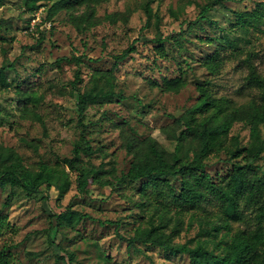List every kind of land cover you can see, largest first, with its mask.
I'll use <instances>...</instances> for the list:
<instances>
[{"label": "rangeland", "instance_id": "rangeland-1", "mask_svg": "<svg viewBox=\"0 0 264 264\" xmlns=\"http://www.w3.org/2000/svg\"><path fill=\"white\" fill-rule=\"evenodd\" d=\"M25 1L0 0V67L14 63L6 70L9 85L0 80V148L13 147L31 169L46 163L56 167L58 174L52 177V188L43 185L36 193L0 187V248H7L12 264H65L56 258L65 251L73 253L77 264H190L187 253L173 254L140 241L128 246L118 235L133 236L138 227L149 225L155 210L141 205V182L111 189L97 186L90 178L93 185L87 193L78 186L77 173L61 159L72 155L81 133L80 119L95 149L83 161L108 177L110 172L121 174L129 168L133 159L125 146L129 135L140 140L152 137L167 150L174 149L167 129L173 116L197 102L198 85L207 86L217 98L247 103L258 92L244 87L247 66L242 59L255 52L253 61L264 75V22L246 28L236 12L251 11L262 0L215 2L207 12L209 20L192 27L188 24L198 17L200 5L210 0L76 2L52 16L49 8L55 0L34 8ZM147 10L152 15L149 25ZM90 11L93 14L78 28L73 17ZM159 33L165 37L164 49L154 41ZM135 40L136 51L116 61L114 55ZM82 54L78 86L94 88L102 96L80 118L72 94L77 65L57 59ZM216 54L222 63L213 71L205 63ZM175 77L182 78V86L168 89L164 78ZM110 87L121 97L103 95ZM229 135L239 139L240 147L251 142L250 128L241 121L233 124ZM227 145L233 146L232 138ZM257 162L264 170V152ZM231 168L226 150L215 151L207 159L216 181H225ZM146 189L154 201L159 199L150 186ZM170 201L173 211L167 212L168 217L181 211L179 233L173 238L179 243L194 238V245L207 236L202 226L216 221L213 215L222 212L218 201L209 203L206 211L180 208ZM68 208L83 217L60 222L57 215ZM244 211L251 215L250 210ZM105 219L112 222H99ZM174 224L175 220L170 226ZM232 225L236 230L245 224Z\"/></svg>", "mask_w": 264, "mask_h": 264}, {"label": "trees", "instance_id": "trees-1", "mask_svg": "<svg viewBox=\"0 0 264 264\" xmlns=\"http://www.w3.org/2000/svg\"><path fill=\"white\" fill-rule=\"evenodd\" d=\"M46 0H26L29 7H38ZM48 1V0H47ZM102 0H55L49 8V15L56 14L69 4L76 2H91ZM222 0H210L200 5V11L195 22L209 20L207 12L211 4ZM93 11L73 17L76 26L80 28L82 21L87 20ZM241 24L259 26L264 22V0L258 1L251 11L236 12ZM147 22L151 21V12L147 10ZM114 20V15H107ZM159 32V31H158ZM44 38L39 37V42ZM159 47L164 49L165 37L161 33L154 37ZM136 40L122 52L115 54L116 61H123L136 51ZM256 53L249 51L242 59L247 66L244 77V87L256 89L257 95L245 104H236L227 97L217 98L209 91L207 86L198 85L199 97L195 104L188 107L182 114L173 116L168 136L175 141L172 151L167 150L155 138L140 140L129 135L126 141L128 152L133 155L129 168L121 174L110 172V176L102 175V169L89 166L83 161V156H91L95 149L87 136V125L83 119L81 133L73 143L72 155L62 157V161L71 170L77 173L78 186L82 191L91 192L90 181L97 186L110 187L111 189L124 187L125 183L141 182L140 194L143 196L141 205L154 209L148 219L149 225L137 228L133 236L125 237L128 246H133L137 241L144 244H153L173 254L187 253L190 264H264V170L258 164L264 152V136L261 135V126L264 124V75L259 71L253 58ZM84 54L63 56L57 59L74 62L77 65L75 78L72 80V94L76 96L77 110L80 118L84 115L91 103H94L101 93L94 88L78 86L81 77V65ZM222 59L218 55L206 61L210 70H218ZM14 67V63L3 64L0 67V80L3 86L9 85L6 70ZM168 89H178L182 86L181 77L164 78ZM103 95L120 96L113 87L106 90ZM244 122L250 128L251 142L240 147L239 139L230 136V129L235 122ZM229 138H232V147H228ZM237 146V147H236ZM226 150L231 161V171L225 181H216L207 169V159L215 151ZM56 167L43 163L37 169L28 167L13 147L0 148V187H21L28 194L36 193L43 185L52 188L55 183L53 176H57ZM90 178H92L90 180ZM151 187L157 201L147 192L146 187ZM180 208H193L207 210V205L218 201L222 212L213 216L216 221H207L202 226L201 232L207 234L199 238L192 245L194 238L184 243L175 242L174 236L179 233L181 211L175 210L174 217H168L167 212L173 211L168 200ZM251 211L247 216L244 209ZM60 222H73L80 220L83 215L68 208L57 215ZM251 219V221H248ZM175 220V224L170 226ZM99 222L107 224L108 219ZM234 222H244L243 227L233 229ZM169 230V231H167ZM221 233L220 237L219 234ZM214 244V247L211 245ZM58 261L65 264H77L73 253L57 255ZM0 264H12L8 250L5 246L0 248Z\"/></svg>", "mask_w": 264, "mask_h": 264}]
</instances>
